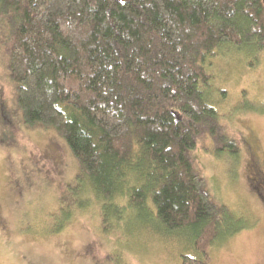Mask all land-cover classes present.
<instances>
[{"label":"trees","instance_id":"16d2710c","mask_svg":"<svg viewBox=\"0 0 264 264\" xmlns=\"http://www.w3.org/2000/svg\"><path fill=\"white\" fill-rule=\"evenodd\" d=\"M263 46L264 0H0L20 116L77 161L55 229L94 203L103 233L181 234L194 254L179 264H204L245 224L210 198L192 153L201 139L214 155L239 148L211 97V57Z\"/></svg>","mask_w":264,"mask_h":264},{"label":"rangeland","instance_id":"374dc122","mask_svg":"<svg viewBox=\"0 0 264 264\" xmlns=\"http://www.w3.org/2000/svg\"><path fill=\"white\" fill-rule=\"evenodd\" d=\"M210 64L211 97L239 148L236 155H214L201 139L192 153L210 198L245 224L212 244L204 264H264V46L225 51ZM15 95L0 55V264H179L181 253L194 254L181 234L120 226L103 233L94 203L55 229L59 196L77 161L54 130L23 122Z\"/></svg>","mask_w":264,"mask_h":264},{"label":"flooded vegetation","instance_id":"af4514ba","mask_svg":"<svg viewBox=\"0 0 264 264\" xmlns=\"http://www.w3.org/2000/svg\"><path fill=\"white\" fill-rule=\"evenodd\" d=\"M264 193V192H263Z\"/></svg>","mask_w":264,"mask_h":264}]
</instances>
